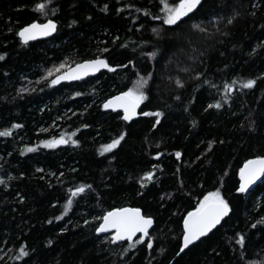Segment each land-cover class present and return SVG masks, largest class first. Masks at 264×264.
Returning a JSON list of instances; mask_svg holds the SVG:
<instances>
[{
    "label": "trees",
    "instance_id": "trees-1",
    "mask_svg": "<svg viewBox=\"0 0 264 264\" xmlns=\"http://www.w3.org/2000/svg\"><path fill=\"white\" fill-rule=\"evenodd\" d=\"M38 2L0 0V52L7 53L0 60V131L11 129L0 134V264L264 262V223H257L264 176L254 190L236 191L245 161L264 156V0H205L179 26L164 23V0H52L47 16ZM48 19L58 23L53 37L21 41L19 28ZM96 56L113 68L51 83ZM148 73L141 113L160 109L158 124L154 116L129 121L104 110L105 100ZM125 131L116 148L101 150ZM61 136L71 139L51 148L41 143ZM153 168L155 179L142 187L140 177ZM81 184L91 187L73 196L70 189ZM217 187L229 215L181 252L184 217ZM163 193L171 195L161 199ZM123 206L154 218L150 236L134 248L140 236L114 243L96 231L107 211ZM22 245L28 255L15 259Z\"/></svg>",
    "mask_w": 264,
    "mask_h": 264
},
{
    "label": "snow or ice",
    "instance_id": "snow-or-ice-1",
    "mask_svg": "<svg viewBox=\"0 0 264 264\" xmlns=\"http://www.w3.org/2000/svg\"><path fill=\"white\" fill-rule=\"evenodd\" d=\"M205 0H179L178 4L168 5L167 0H164L165 10L167 15L164 18V23L167 25H175L179 26V23H183L184 18H188L189 14H194L195 11H198L203 7ZM52 0H39L38 3L34 5L35 8L39 9L45 16L48 15V7L51 5ZM131 5H125L122 7H129ZM104 10H108V5L105 4ZM52 11H56L55 8L51 9ZM142 11H147L142 10ZM235 15H239V13H235ZM213 20L221 19V17H212ZM234 19V17L229 19V22ZM77 21L73 20L72 23H76ZM193 28L200 29V24L193 22ZM11 31V29H9ZM57 30V21L54 19H48L45 23H38L37 21H32L31 23L26 24L25 26L19 28L18 35L23 39L25 43L29 40L34 39L37 36H48L50 33H53ZM153 32H156L159 35V31L157 29H152ZM257 47H260L258 44ZM106 51V50H105ZM157 51H153L149 53L150 56H155ZM7 53L0 52V60H3ZM131 63V62H129ZM64 65H61L63 67ZM112 69L113 65L109 64L107 59L102 56H96L93 59L84 60L81 63L77 64L75 69L71 70L72 74H76L79 76H86L89 73H95L100 69ZM70 73H64L61 75H57L55 79L51 81L52 84H57L60 80H68L72 79L73 75ZM48 75H51V71H49ZM151 73H148V76L139 77L132 87H129L126 91L120 92L118 95L112 96L109 99L105 100L103 103L104 108H121L124 110L123 119L132 120L134 116L137 115H148L154 116L156 118V123L158 124L160 121V117L164 116V112L160 109H156L153 111H148L146 113L137 112V108L139 105L148 99V93L144 90L145 85L148 83V78L151 76ZM197 76L202 75L197 72ZM207 82V81H205ZM178 84H182L183 81L177 79ZM256 81L254 79H249L246 81L247 87H252L255 85ZM232 85H227V88H231ZM25 91V89H21ZM179 99V97H177ZM211 107V105H209ZM216 107H221L220 103L216 102ZM195 124V121H193ZM156 125L153 124V127ZM13 127H20V125H13ZM87 127V125H84ZM11 133L10 128L3 129L0 131L2 135H9ZM126 135L125 132H121L119 136L112 139L110 143L104 144L101 146V150L103 152H108L114 148H116L121 141L124 139ZM68 141L64 139L63 136L59 138H53L52 140L41 141L42 144L47 147H55L57 144H65ZM73 144H79L78 140H71ZM216 143V141H210L208 147L211 148L212 144ZM35 145L26 146L25 150H32L35 148ZM156 156L161 155V153H155ZM177 157L181 155L179 151L175 153ZM155 168L151 171L144 172L140 177L141 186L143 187L148 181L155 179L153 173ZM23 175V173H21ZM264 176V156H255L252 159L246 160L244 163V167L240 169V186L236 189L237 192H245L248 190V186L253 183V181L257 180L259 177ZM147 178V179H145ZM5 178L0 177V183H5ZM90 185L81 184L79 187L74 189H70L73 196L78 195L85 191L86 188H90ZM171 193H163L161 195V199L164 196H170ZM21 199L23 197L21 196ZM72 199L69 198L66 202L65 211L68 210V206L72 204ZM231 211V206L229 204L228 199L225 198L221 189L219 187L215 188L213 191L206 193L203 196V199L200 200L196 207H194L191 211L187 213V215L183 219V232H182V246L180 247V251H184L188 246L192 245L194 242L199 241L202 237H205L209 232L215 229L225 217L229 215ZM60 217H56L59 219ZM93 219H96L93 217ZM102 223L96 228L97 232H104L106 230H114L112 232V236L115 240L119 241L124 237H127L129 240L132 239L137 233H141L139 239L134 241L129 245V247L134 248L137 243L143 241L145 237L150 236L149 229L154 224V218L151 215H147L142 212L140 208H132V207H123V208H112L107 211L102 217ZM257 223H264V218H261ZM251 227L255 228L256 224L251 225ZM64 231V229H61ZM238 243L243 246L245 244V236L244 234H238ZM49 244L52 243L51 240L48 241ZM149 248L152 247V240L149 239L146 241ZM179 254V253H177ZM28 252L25 251L24 246L22 245L20 248V254L15 257V259H20L21 256H27ZM243 255V253H241ZM264 264V262H261Z\"/></svg>",
    "mask_w": 264,
    "mask_h": 264
},
{
    "label": "water",
    "instance_id": "water-1",
    "mask_svg": "<svg viewBox=\"0 0 264 264\" xmlns=\"http://www.w3.org/2000/svg\"><path fill=\"white\" fill-rule=\"evenodd\" d=\"M46 21H47V20H46ZM46 21H43V22H39V21H37V22H38V23H45ZM57 29H58V23H57ZM56 32H57V30H56L55 32H53V33H50L48 36H37V37H35L34 39L29 40L28 42L36 41V40H46V39H48V38L53 37V36L56 34ZM18 36H19V35H18ZM19 38L21 39V41H22L23 43H25V42L23 41V39H22L20 36H19ZM28 42H27V43H28ZM107 61H108V60H107ZM79 63H81V62H79ZM79 63H76V64L72 65L71 67L67 68L66 70L60 72V73L57 74V75H61V74H64V73H70V74H72V73H71V70H72V69H75L76 65L79 64ZM108 63H109V62H108ZM105 70H107V69L102 68V69H100L99 71H97V72H95V73H89V74L86 75V76H79V75H76V74H72V75H73V78H72V79H68V80H60V82L57 83L56 85L63 84V83H73V82L80 81V80H83V79H86V78H90V77L95 76V75H97V74H99V73H101L102 71H105ZM57 75H56V76H57ZM56 76H54L53 79H55ZM53 79H52V80H53ZM118 94H119V93H117V94H115V95H118ZM115 95H113V96H115ZM111 97H112V96H111ZM109 98H110V97H109ZM109 98H108V99H109ZM141 108H142V103H141V104L139 105V107L137 108V112H141ZM104 110H105V111H108V112H111V111H114V112H122L123 115H124V110L121 109V108H116V109H113V108H104ZM141 116H142V115L134 116L132 120L138 119V118L141 117ZM132 120H129V121H132ZM251 159H252V158H251ZM242 167H244V164L242 165ZM242 167H241V168H242ZM262 180H263V176L259 177V178H258L257 180H255V181H253V183H252L251 185L248 186V190L245 191V193H248V192L254 190V189L257 187V185L261 183ZM240 181H241V177H240ZM239 186H240V184H239ZM123 207L137 208V207H134V206H123ZM123 207H119V208H123ZM142 212H143V211H142ZM102 222H103V221L101 220L100 224H101ZM222 222H223V221H222ZM222 222H221V223H222ZM100 224H99V225H100ZM218 226H219V225H218ZM218 226H217V227H218ZM153 227H154V224L150 227L149 232H151V230L153 229ZM217 227H216V228H217ZM213 230H214V229H213ZM213 230H212V231H213ZM113 231H114V230L110 229V230H106V231H104V232H99V233H101V234H111V237H112L114 243H121V242H125V241H133V240H135L136 238H138L140 235H142L141 233H137L135 236L132 237L131 240H129L127 237H124V238H122L121 240L117 241V240H115V239L113 238V236H112V232H113ZM212 231H211V232H212ZM209 233H210V232H209ZM209 233H208V234H209ZM145 238H147V237H145ZM203 238H204V237H202L201 239H203ZM201 239H200V240H201ZM200 240H199V241H200ZM199 241L194 242L192 245L198 243ZM192 245L188 246V248L191 247ZM188 248H186L185 250H187ZM185 250H184V251H185Z\"/></svg>",
    "mask_w": 264,
    "mask_h": 264
},
{
    "label": "rangeland",
    "instance_id": "rangeland-1",
    "mask_svg": "<svg viewBox=\"0 0 264 264\" xmlns=\"http://www.w3.org/2000/svg\"><path fill=\"white\" fill-rule=\"evenodd\" d=\"M179 3V1H177V2H172V1H169V2H167V4L168 5H175V4H178ZM166 13V15H167V12H165ZM165 15V16H166ZM59 74V73H58ZM64 137V139H67V138H70V137H65V136H63ZM71 139V138H70Z\"/></svg>",
    "mask_w": 264,
    "mask_h": 264
}]
</instances>
